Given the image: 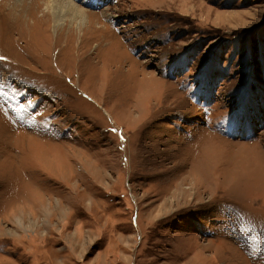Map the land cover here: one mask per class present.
Returning <instances> with one entry per match:
<instances>
[{
  "label": "rangeland",
  "instance_id": "rangeland-1",
  "mask_svg": "<svg viewBox=\"0 0 264 264\" xmlns=\"http://www.w3.org/2000/svg\"><path fill=\"white\" fill-rule=\"evenodd\" d=\"M66 2L0 0V264H264V0Z\"/></svg>",
  "mask_w": 264,
  "mask_h": 264
},
{
  "label": "bare ground",
  "instance_id": "bare-ground-1",
  "mask_svg": "<svg viewBox=\"0 0 264 264\" xmlns=\"http://www.w3.org/2000/svg\"><path fill=\"white\" fill-rule=\"evenodd\" d=\"M64 3H67L66 1H68V0H62ZM62 1H60V0H49V3H55V4H60V2H62ZM71 3L70 4H68V7L70 8V10L69 11H71V13L75 16V17H77L81 22L83 21V14H85L84 13V11H85V9H83L80 5H77L76 3H73V1H79L80 3H82L83 5H85V7H96V6H98V5H101V4H103L102 2H104V1H106V0H69ZM169 4V3H168ZM86 12V11H85ZM115 18V17H114ZM107 25V24H106ZM54 27V26H53ZM58 30V29H57ZM91 31V30H90ZM92 32H93V30H92ZM110 34V33H109ZM35 36V35H34ZM42 36V35H41ZM40 37V36H39ZM36 38L37 37H34V39L32 40V42H37V40H36ZM110 38H111V35H110ZM38 39V38H37ZM114 40H116V39H114ZM118 41V40H117ZM34 42V43H35ZM114 42V41H113ZM9 43H10V41H9ZM38 44H39V41L37 42ZM116 42H114V44H115ZM81 44V43H80ZM118 44V43H117ZM117 44H115V45H117ZM10 45V44H9ZM12 45H13V43H12ZM12 45L10 46L11 48H12ZM14 46V45H13ZM117 46H119V44L117 45ZM80 47H82V46H80ZM120 47V46H119ZM14 48H15V46H14ZM13 48V49H14ZM17 48V47H16ZM87 48V47H86ZM13 51H15V50H13ZM78 51V50H77ZM9 53V52H8ZM18 53V52H17ZM15 55V54H14ZM16 56V55H15ZM87 56V55H86ZM89 56V55H88ZM92 56V55H91ZM90 56V57H91ZM18 57V56H17ZM94 57V56H93ZM87 58V57H86ZM100 58V57H99ZM99 58H98V60H99ZM115 58V57H114ZM88 59H89V61L91 60L89 57H88ZM127 59V58H126ZM17 60V59H16ZM142 95V94H141ZM147 96V95H146ZM141 98V97H140ZM194 103V102H193ZM191 105H195V103L194 104H191ZM200 175V174H199ZM198 175V176H199ZM197 176V177H198ZM196 177V178H197ZM202 177V176H201ZM208 177V176H207ZM208 178H210V177H208ZM198 179H199V177H198ZM212 179V178H211ZM197 180V179H196ZM204 180V179H203ZM214 181V180H213ZM201 182H203V181H201ZM216 182V181H215ZM214 182V183H215ZM199 183V182H198ZM209 183V182H208ZM208 183H206V184H208ZM217 183V182H216ZM215 183V184H216ZM204 184V183H203ZM209 185V184H208ZM212 185V184H211ZM200 186V185H199ZM205 187V186H204ZM206 187H208V186H206ZM210 187V186H209ZM208 187V188H209ZM206 189V188H205ZM204 189V190H205ZM206 191V190H205ZM208 191V190H207ZM218 191V190H217ZM197 192V191H196ZM201 195V194H200ZM52 256V255H51ZM53 257H54V255H53ZM49 259V258H48ZM54 260V259H53ZM47 262V261H46ZM50 262V261H49ZM48 262V263H49ZM51 264V263H50ZM53 264V263H52ZM54 264H55V261H54Z\"/></svg>",
  "mask_w": 264,
  "mask_h": 264
},
{
  "label": "snow or ice",
  "instance_id": "snow-or-ice-1",
  "mask_svg": "<svg viewBox=\"0 0 264 264\" xmlns=\"http://www.w3.org/2000/svg\"><path fill=\"white\" fill-rule=\"evenodd\" d=\"M0 59H3L2 57H0Z\"/></svg>",
  "mask_w": 264,
  "mask_h": 264
}]
</instances>
